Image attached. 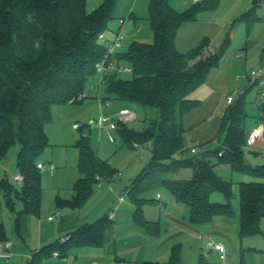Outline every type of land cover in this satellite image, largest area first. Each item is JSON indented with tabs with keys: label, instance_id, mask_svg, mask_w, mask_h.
<instances>
[{
	"label": "trees",
	"instance_id": "obj_1",
	"mask_svg": "<svg viewBox=\"0 0 264 264\" xmlns=\"http://www.w3.org/2000/svg\"><path fill=\"white\" fill-rule=\"evenodd\" d=\"M115 3L116 0H103L98 7L87 11L86 0H0V162L9 148L17 144L16 168L23 176L20 185L7 178L1 180L0 193L14 213L15 230L22 214L38 215L40 211L41 172L36 164L49 146L44 127L50 121L51 108L76 98L84 92L88 79L95 75V64L105 52L102 34L108 29ZM216 5L215 0H201L177 11L169 0H149L147 19L152 42L132 41L126 50L117 53V59L131 66L132 73L129 78L111 74L104 84V101L157 109V117L149 120L142 130L135 131L128 124H119L116 130L129 147L148 142L151 145L148 162L131 180L126 193L136 206L132 221L151 235L157 234L158 223L142 215V204L148 201V193L167 189L178 203L187 207L190 222L203 224L217 215L233 217L235 214L231 205L234 183L217 174V165L264 178V163L245 165L246 94L255 84L248 85L231 104L225 102L215 148L206 146L212 142L207 141L195 145L199 148L197 153L181 157L188 150L183 117L199 103L191 94L204 83L210 70L219 65L230 37L228 32L214 52L207 50V37L183 52L177 49L175 40L182 25L197 21L200 12L212 10ZM254 20L252 9L234 23L249 24ZM258 108L256 118L261 123L264 103ZM76 145V166L82 176L73 186L75 193L71 199L55 198L58 208L79 207L91 195L96 176L110 179L117 172L96 155L87 136L82 134ZM185 168H191V178H172ZM235 186L238 235L261 233L264 182L240 181ZM214 192L221 193L224 201H210ZM13 198L20 202L19 209L14 208ZM111 224L112 220L106 216L83 224L59 247L65 244L100 246ZM6 238V230L0 223V241ZM32 260L33 257L26 264H33ZM165 264H181L178 245L172 247Z\"/></svg>",
	"mask_w": 264,
	"mask_h": 264
},
{
	"label": "crops",
	"instance_id": "obj_2",
	"mask_svg": "<svg viewBox=\"0 0 264 264\" xmlns=\"http://www.w3.org/2000/svg\"><path fill=\"white\" fill-rule=\"evenodd\" d=\"M137 2L138 0H125L122 7L116 12L118 14V29L121 27L126 36L135 31L139 32L141 29V23H136L138 19L134 11L143 14V6L137 7ZM188 4L192 5V0L184 2L183 7L187 8ZM237 6L233 5L231 7L239 9V14L234 17L227 29L220 30L219 37L217 36L214 40L212 39L213 36H210L209 31L212 33L215 28L211 26L208 29V33L202 32L199 38L193 42L195 46L203 37H207L209 40L207 50L214 52L229 32L230 44L219 65L210 70L204 83L191 94L192 99L199 102L198 105L183 117L184 128L187 130V135L189 134L188 137L191 142H197L195 145L211 140L212 142H218L217 128L223 111V109H218L222 100L221 91L228 88L231 79L230 74L233 70H236V77L244 78V85L241 89H228L224 97L233 90L244 91L251 84L245 78V74L255 70L253 67L255 55L248 56L251 52L255 53L259 51L258 65L260 66L257 68H261L264 73V23H261L262 18L257 14V11L264 7V0H258L251 7L245 4H238ZM252 9L255 15L253 22L249 24L245 21L234 23V20L241 14ZM120 19L124 20L121 25L119 23ZM237 23H243L244 25L242 34L240 33V38L237 40L238 42L236 41V45H234L232 28ZM180 29L175 40L176 47ZM216 31L218 32L219 29ZM114 34L112 33L109 36L104 34L102 40L107 42ZM210 44L216 45V48L211 50ZM261 87H264V84L259 89ZM252 90H254L253 101L258 104V100L256 99V96L258 97L257 86L252 87L246 94V97ZM198 94L200 96H197ZM119 107L130 108L123 104ZM258 113L259 110H257ZM247 121L248 118L245 122L248 133L260 123L257 118L248 123ZM209 144L206 146H209ZM195 145H192L190 149L196 147ZM260 146L264 147V144L251 147ZM203 147L205 148V146ZM252 154L254 155V153ZM38 162L41 161L39 160ZM257 165L260 164H251V166ZM5 172L7 171L5 170ZM120 174V172H116V176L114 175L115 177H111L110 179L96 176L91 195L75 209L67 207L58 208L55 204V198L71 199L73 197L75 193L73 186L76 180L82 176L79 172L74 177L75 180L73 179L74 182L70 187L69 193L57 194L46 201L41 198L38 215L24 213L20 216L17 230L12 227L6 230L7 238L5 241L9 242L8 251L10 252V256L8 258L0 257V264H26L31 257H33V264H146V262L165 264L170 256L172 247L176 245L180 247L181 264H264V217L260 223L261 233L240 237L238 235V219L235 216L237 213L233 217L217 215L206 223L195 224L189 221L186 206L178 203L174 197L165 193V191L156 190L153 191L154 193H148L146 195L148 201L142 204L144 219L158 223L157 234L151 235L132 221V214L136 206L126 195L127 185L121 194L111 191L112 194L117 196V199L119 196L125 195L126 200L124 196L121 202L116 203L114 209L112 205L104 208L99 207L101 199L104 197L103 186L101 185L102 179L110 184L111 180L118 179L116 177ZM8 179L11 181L10 178ZM16 185L20 184L16 183ZM95 186L97 187L95 193L98 192L95 196H101L97 197L98 200L93 203L98 204V210L87 211L85 213L84 209L87 203L94 197ZM20 207L21 204L19 207L14 208L19 209ZM111 215L112 217L110 218ZM105 216L112 220V224L104 232L103 243L100 246L78 247L65 244L64 247H59L62 243L60 239L70 235L72 231L81 225L91 223ZM209 240L220 242L224 245L226 256L223 263L220 261L218 251L207 248ZM2 242L0 241V243ZM1 249L0 245V251H2ZM55 253H57V256Z\"/></svg>",
	"mask_w": 264,
	"mask_h": 264
},
{
	"label": "rangeland",
	"instance_id": "obj_3",
	"mask_svg": "<svg viewBox=\"0 0 264 264\" xmlns=\"http://www.w3.org/2000/svg\"><path fill=\"white\" fill-rule=\"evenodd\" d=\"M125 1V0H124ZM123 0H116L115 9L112 11V19L108 23V29L102 34L112 35L114 34L118 27V14L120 7L123 5ZM189 0H169L171 6L177 11H183L191 6L188 4V7H183L184 2ZM103 0H86L85 8L87 11H91L98 7ZM218 6L212 10H206L198 14V21L194 24H185L180 29L179 38L177 40V49L180 51H186L190 47L194 46L193 42L199 35L203 32L208 33V29L212 26L215 29L212 33L209 31L210 36H213L214 40L218 35H220V30H225L230 26V23L233 21L234 17L237 16L239 9H234L231 6L235 5L238 7V4H245L246 6H252V0H216ZM148 4L149 0H138L137 7L143 6V14L136 12L137 24L141 23V29L139 32H133L130 35L126 36V40L123 43L122 47L118 50V53L126 50L128 44L132 41H139L150 43L152 42V32L148 22ZM232 8V9H231ZM257 14L261 16V23H264V7L257 11ZM243 23H237L234 28H232V37L234 39V45L238 42L240 38V33L243 31ZM219 31L215 32V30ZM212 34V35H211ZM219 37V36H218ZM101 39V38H100ZM237 41V42H236ZM216 48V45L210 44V49L213 50ZM255 55L253 61L254 69H256L259 63V51L251 52L250 55ZM242 67V66H240ZM249 73V72H248ZM236 70H233L230 74V81L228 88L221 91L222 100L218 107L219 110L223 109L225 104V93L227 90L232 88L241 89L244 85V78L236 77ZM246 75V74H245ZM124 78H129L130 75H123ZM246 82V81H245ZM104 85L98 86V77L93 75L87 81L86 88L84 93L87 95L86 98L78 100L77 103H66L61 105H54L51 108V118L50 121L45 125V133L48 138L49 146L44 150V152L39 157V160L44 165H52L53 168H46L40 170L41 172V188L43 200H49L57 194H66L69 193L70 187L73 184L77 173V142L82 138V133L85 129H90L91 134L87 136L89 145L94 149L96 155L102 159L106 160L110 166L121 173L116 178L111 180V183L108 184L104 179H102L101 185L103 186L102 191L104 192V197L101 199L100 208L112 205L113 209L116 203L118 202L117 196L112 194L111 191L116 192L117 194L123 193L125 186L130 184V181L138 174L142 167L148 162L150 158V143H145L142 145H136L134 148L125 145L122 141V138L119 136L117 131H112L114 141L110 142L107 135L104 132H101L97 126V122L102 117H114L115 114L120 109L117 101L110 100L109 105L104 103ZM197 93V92H196ZM200 94V93H199ZM197 96H200V95ZM254 90H252L247 95V103L245 105L246 113L248 114V121H251L256 118L258 107L261 103H264V99H259L258 104L253 101ZM131 109L136 112V119L128 123V127L132 128L135 131L142 130L147 122L151 119L157 117V109L151 106H141L139 104H128ZM73 125H76L78 128L73 129ZM189 134L186 137V143L188 150L181 154V157L187 158L190 156V147L197 144L196 141L189 139ZM217 142H211L209 148H215ZM19 146L17 144L12 145L6 156L0 162V181L8 179L10 174L18 173L16 168V157ZM254 153V155L252 154ZM245 162L251 164H263L264 163V147H251L247 146L245 148ZM252 162V163H251ZM54 169V170H53ZM5 170L7 172H5ZM217 174L224 180L231 181L234 183V198L232 200V208L235 213L238 211V197L235 184L240 181L252 182L259 181L264 182V178H256L249 176L247 174H241L237 172H232L227 165H217L215 167ZM116 176V175H115ZM113 176V177H115ZM192 177L191 168H185L180 170L177 174L173 175V179H188ZM74 179V180H73ZM105 181V182H104ZM114 188V189H113ZM97 187H94V193ZM159 191H165V193L170 192L165 188H160ZM98 192L94 194V197L87 203L84 212L86 213L91 211L98 210V204L95 203L100 195L95 196ZM154 193V192H153ZM100 194V193H99ZM172 196V195H171ZM96 197V198H95ZM173 197V196H172ZM126 200V196H125ZM14 207H19L20 202L13 198ZM128 201V199H127ZM210 201L212 202H223L224 198L221 193L214 192L210 195ZM104 203V205H103ZM102 216V215H101ZM237 217V215H235ZM0 223L3 224L5 230H9L10 227L14 228V213L9 210L6 206L5 201L3 200L2 194L0 193Z\"/></svg>",
	"mask_w": 264,
	"mask_h": 264
},
{
	"label": "built area",
	"instance_id": "obj_4",
	"mask_svg": "<svg viewBox=\"0 0 264 264\" xmlns=\"http://www.w3.org/2000/svg\"><path fill=\"white\" fill-rule=\"evenodd\" d=\"M201 0H192L193 3H197ZM124 22L123 19L119 20L120 25ZM126 40V34L123 29L120 27L113 37L106 42L105 52L102 58L95 64V75L98 77V85H104L111 74H117L119 76H123L125 74L130 75L132 73V68L126 63L117 59L118 50L122 47L123 43ZM245 78L251 84H255L258 89V98L264 99V87H261L264 84V73L261 68H257L255 70L250 71L245 75ZM242 91L233 90L228 93L225 97V102L227 104H231ZM87 95L82 92L76 98H71L68 102L74 103L75 101L82 100L86 98ZM105 104L109 105V101L105 100ZM136 119V112L131 108H120L114 117H102L96 124L99 127L101 132H104L108 140L110 142L114 141V137L112 135V131H116L119 127V124H128ZM76 125H73V129H77ZM247 146H255L258 144H264V122L259 123L254 128H252L246 137ZM199 151L198 147H193L190 149L192 154H195ZM39 170L46 169L47 167L53 168L52 165H44L41 162L36 164ZM10 180L14 183L21 184L23 181V176L20 173L10 174ZM125 195L118 197V202H121L124 199ZM112 215L110 216V218ZM69 236L63 237L60 241L64 242L68 239ZM1 250L0 257L8 258L10 256V252L8 251L9 242L3 241L0 243ZM207 248L213 249L219 252L220 261L223 263L225 261L226 251L225 247L220 242H214L209 240L207 242ZM57 256V253H55Z\"/></svg>",
	"mask_w": 264,
	"mask_h": 264
},
{
	"label": "water",
	"instance_id": "obj_5",
	"mask_svg": "<svg viewBox=\"0 0 264 264\" xmlns=\"http://www.w3.org/2000/svg\"><path fill=\"white\" fill-rule=\"evenodd\" d=\"M258 0H253L252 1V5L256 4ZM16 114H18V112H16ZM85 136H89L91 134V130L90 129H85L82 133ZM245 165L248 167H251V165L248 162H245Z\"/></svg>",
	"mask_w": 264,
	"mask_h": 264
}]
</instances>
